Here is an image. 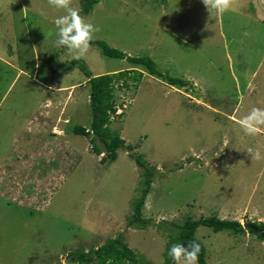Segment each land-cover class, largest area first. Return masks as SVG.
Returning a JSON list of instances; mask_svg holds the SVG:
<instances>
[{"label": "rangeland", "instance_id": "obj_1", "mask_svg": "<svg viewBox=\"0 0 264 264\" xmlns=\"http://www.w3.org/2000/svg\"><path fill=\"white\" fill-rule=\"evenodd\" d=\"M230 3L236 10L223 13L202 0L93 3L83 17L99 27L92 40L148 56L158 71L137 65L138 80L132 71L113 78L105 137L117 134L124 145L109 163L91 134L73 131L90 133L91 110L87 77L77 65L66 70L71 54L53 47L52 20L65 10L48 0H0V165L17 171L0 177V264H82L69 253L109 243L130 249L136 264H175L168 248L186 217L264 221V125L249 136L238 123L252 107L264 108V0ZM70 7L80 12L82 1ZM80 59L92 75L131 65L91 42ZM16 155L22 163L4 159ZM131 155L153 171L142 224L128 221L144 186ZM194 234L205 264H264V242L249 231L199 225ZM91 254L85 264H97Z\"/></svg>", "mask_w": 264, "mask_h": 264}, {"label": "trees", "instance_id": "obj_2", "mask_svg": "<svg viewBox=\"0 0 264 264\" xmlns=\"http://www.w3.org/2000/svg\"><path fill=\"white\" fill-rule=\"evenodd\" d=\"M82 1V11L79 14L84 17L91 10L93 3L96 0H81ZM91 43H94L95 46L99 49L101 54L104 57L114 58V59H124L127 62H130V68L126 70L116 71L113 73H102L98 75H92L91 72L87 69L85 62L82 59H71L67 64H65L66 70H71L74 65H77L79 69L84 73L87 77V81L89 83V94H88V103L91 110V123H90V133L84 129L82 126H74L73 131L75 133L90 135L89 139L94 144V151L96 153L102 152L98 149L96 143L94 142L95 134L100 136V139L105 147L104 156L101 158V161L104 159H108L109 163L116 158V149L122 148L124 143L121 139H119L116 135L111 136L109 139L105 137L106 131L108 132L107 121H108V111H114V86L113 78H122L124 75L130 73V71L134 72L136 76H133L135 80L139 79L141 75V71L136 69V66L139 65L143 67L144 71L151 75H157L158 71L154 66L153 61L148 56H126L121 50L109 46L106 42L102 40H91ZM170 84L181 85L183 83L182 80L178 78H169L167 81ZM129 148V145L126 146ZM132 156V155H131ZM136 165L140 169V174L142 178V185H144L140 191V195L138 198H134L132 205L133 210L132 214L129 216V223L138 222L142 224L140 217V209L144 203L146 194L149 191V184L151 181L152 169L148 167L144 161L140 159V157H133ZM134 221V222H133ZM255 226L259 229L256 231L253 228H243L242 224L238 220H229L218 218L215 215H209L204 217H199L197 219H193L191 217H186L182 224L178 226L177 241L179 243H185L191 240H195L200 244V250L197 255V264H205V250L203 244L195 237V229L199 225L208 226L214 231L226 230L234 234L243 233L245 231H249L257 236L261 241L264 242V221L262 222H253ZM94 251L97 253V264H103L104 262H108L109 264H124L125 258H129L133 260L132 264H136L135 254L125 246L121 248L117 247L114 243H109L107 245L99 246L94 250L92 248L89 249L88 252L82 251H73L70 252L69 260L78 262V263H88L93 260L95 256L91 254ZM113 258V259H110ZM129 260V261H130Z\"/></svg>", "mask_w": 264, "mask_h": 264}, {"label": "clouds", "instance_id": "obj_3", "mask_svg": "<svg viewBox=\"0 0 264 264\" xmlns=\"http://www.w3.org/2000/svg\"><path fill=\"white\" fill-rule=\"evenodd\" d=\"M202 2L209 12L215 10L218 13H223L229 10H236L231 6L230 0H202ZM48 3L57 9L65 10V14L58 15L52 20L56 36L52 42L53 47L58 50H66L71 54V59L83 58L88 52L93 33L99 31V27L86 22L77 9L70 7V0H48ZM38 14L41 16L45 15L43 9L38 10ZM238 123L245 135L254 136L258 132L259 126L264 125V108L252 107L239 118ZM51 133L61 135L65 139V135L59 134L58 130H54ZM65 144V146L70 147L66 139ZM245 149L251 153V156L259 158L258 150L254 151L251 147ZM199 250L200 244L195 240L185 243L178 242L168 248V255L175 264H197Z\"/></svg>", "mask_w": 264, "mask_h": 264}, {"label": "crops", "instance_id": "obj_4", "mask_svg": "<svg viewBox=\"0 0 264 264\" xmlns=\"http://www.w3.org/2000/svg\"><path fill=\"white\" fill-rule=\"evenodd\" d=\"M29 122V121H28ZM52 136H54V134H51ZM55 137V136H54ZM20 138V137H19ZM19 138L17 137V138H15V140L13 141V142H11V145H12V147H15V146H17V143L19 142ZM57 141H59L60 142V144H61V146H65L66 144H65V139L62 137V136H58L57 135ZM42 153V152H41ZM36 155H37V157L36 158H40V157H42L44 160H45V158H44V156H40V154L38 153V152H36L35 153ZM43 155H46V152H43ZM5 159V161H7V162H9V163H11L12 165H15V164H18V163H22V161H20V157L19 156H17L16 155V158L15 159H9L8 157H5L4 158ZM24 162V161H23ZM17 171H15V169L14 168H11V169H5V167H4V164H2V165H0V177H5L6 175H8V174H14V173H16Z\"/></svg>", "mask_w": 264, "mask_h": 264}, {"label": "water", "instance_id": "obj_5", "mask_svg": "<svg viewBox=\"0 0 264 264\" xmlns=\"http://www.w3.org/2000/svg\"><path fill=\"white\" fill-rule=\"evenodd\" d=\"M242 226H243L244 228H246V227L253 228V229H255L256 231L258 230L257 227H255L254 225H252V224H250V223H248V222H245L244 224L242 223Z\"/></svg>", "mask_w": 264, "mask_h": 264}]
</instances>
